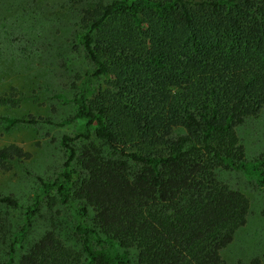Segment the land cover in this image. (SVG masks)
I'll return each instance as SVG.
<instances>
[{"label":"trees","instance_id":"16d2710c","mask_svg":"<svg viewBox=\"0 0 264 264\" xmlns=\"http://www.w3.org/2000/svg\"><path fill=\"white\" fill-rule=\"evenodd\" d=\"M82 12V39L104 85L78 100L77 115L98 143L77 154L75 137L63 136L60 195L72 187L92 209L88 230L120 249L114 264H131L130 250L133 264H228L221 251L247 223L249 200L217 170H251L264 190V153L247 161L236 131L264 107V0L113 1ZM15 98L11 89L0 104ZM29 157L6 145L0 168ZM0 204L17 206L11 196ZM83 251L88 260L48 230L15 264L97 261L87 241Z\"/></svg>","mask_w":264,"mask_h":264},{"label":"rangeland","instance_id":"374dc122","mask_svg":"<svg viewBox=\"0 0 264 264\" xmlns=\"http://www.w3.org/2000/svg\"><path fill=\"white\" fill-rule=\"evenodd\" d=\"M132 0H0V95L13 89L17 103L0 104V148L17 144L30 154L0 168V196H11L16 207L0 204V264H15L44 232L52 230L62 242L84 254L87 241L97 261L114 264L120 249L102 242L92 233V209L76 198L73 188L60 195L68 151L63 136L75 137L77 154L89 141L97 142L93 130L79 117L78 100L90 98L104 78L94 75L83 42L86 28L83 8L98 2ZM33 116L36 124L13 122ZM247 161L264 153V107L256 117L236 128ZM89 133V139L83 136ZM73 169L83 176L77 163ZM218 178L242 192L249 200L247 223L221 251L228 264L264 256V190L257 174L243 169L217 170ZM131 264L135 251H129Z\"/></svg>","mask_w":264,"mask_h":264}]
</instances>
